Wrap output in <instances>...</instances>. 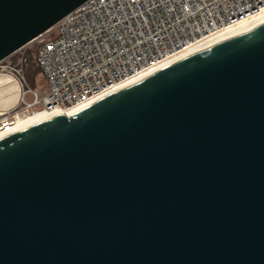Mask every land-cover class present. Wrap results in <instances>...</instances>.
<instances>
[{"label": "water", "instance_id": "water-1", "mask_svg": "<svg viewBox=\"0 0 264 264\" xmlns=\"http://www.w3.org/2000/svg\"><path fill=\"white\" fill-rule=\"evenodd\" d=\"M85 0H0V61ZM0 264H264V23L0 137Z\"/></svg>", "mask_w": 264, "mask_h": 264}, {"label": "built area", "instance_id": "built-area-1", "mask_svg": "<svg viewBox=\"0 0 264 264\" xmlns=\"http://www.w3.org/2000/svg\"><path fill=\"white\" fill-rule=\"evenodd\" d=\"M262 13L264 0H85L35 38L46 90L34 92L22 110L5 113L0 131H13L36 105L46 113L85 107ZM25 60L7 67L19 82L24 75L17 65Z\"/></svg>", "mask_w": 264, "mask_h": 264}, {"label": "bare ground", "instance_id": "bare-ground-1", "mask_svg": "<svg viewBox=\"0 0 264 264\" xmlns=\"http://www.w3.org/2000/svg\"><path fill=\"white\" fill-rule=\"evenodd\" d=\"M264 23V13L260 14L259 16H256L250 20H247L245 22H242L241 24H239L238 26L236 27H233L231 29H228L224 32H221L213 37H210L209 39H207L206 41L180 53L178 56H176L175 58H172L171 60H169L167 63H170V62H173L174 60H177L183 56H186L192 52H195L199 49H202L204 47H207V46H210V45H213L217 42H220L222 40H225L227 38H230L232 36H235L239 33H242L252 27H255L259 24H262ZM149 74V73H148ZM147 75V74H145ZM143 75V76H145ZM141 76V75H140ZM141 76V77H143ZM141 77H136L134 78L133 80L123 84V85H126L130 82H133ZM122 85V86H123ZM121 87V86H120ZM119 86L113 88L112 90H110L109 92H107L106 94L102 95L101 97H99L98 99L102 98L103 96L117 90L120 88ZM19 84H18V81L11 77L10 75H3V74H0V107H7L6 105H11L12 103H14L19 95ZM3 96H6L3 97ZM97 99V100H98ZM83 108V107H82ZM80 108L78 109H71V110H68V111H65L64 113L66 115H70L76 111H78ZM59 113V112H57ZM56 112H53V113H46L44 111H41V110H34L33 112H31L30 114L20 118L17 122H15V124L13 125L12 127V130H20V129H23L24 127L30 125V124H33L35 122H38L48 116H51V115H54V114H57ZM0 114H2V112H0ZM7 132H3V131H0V137L5 135Z\"/></svg>", "mask_w": 264, "mask_h": 264}, {"label": "rangeland", "instance_id": "rangeland-1", "mask_svg": "<svg viewBox=\"0 0 264 264\" xmlns=\"http://www.w3.org/2000/svg\"><path fill=\"white\" fill-rule=\"evenodd\" d=\"M38 38L35 40H32L30 43L26 44L25 46L21 47L18 51H16L15 53H13L12 55L4 58L2 61H0V74L3 75H10L7 72V67L8 65H14L18 62V59L21 56H24L25 58L28 59L29 64L25 65L23 64H18L17 66L19 68H21L23 70V66L27 69L25 75L27 77V74H31V69L33 66L36 65V59H35V54H36V46L38 43ZM30 71V72H29ZM24 75V74H23ZM32 77H33V84H31L30 82H28L24 76V81L19 82L18 80V84H19V95L16 99V101L14 103H12L11 105H6L7 107H0V112H2V114H0V118H2L4 116L5 113L9 112V113H13L17 110H22L23 106H25V102H31L33 100L34 97V92L38 93V94H42L45 90H46V80L44 75L42 74V72L40 71V69L38 68V72L33 74L32 73ZM29 89H31L32 91H29ZM6 98V96H3ZM41 108L40 105H36L33 107V110H39ZM30 114V110L28 111Z\"/></svg>", "mask_w": 264, "mask_h": 264}, {"label": "trees", "instance_id": "trees-1", "mask_svg": "<svg viewBox=\"0 0 264 264\" xmlns=\"http://www.w3.org/2000/svg\"><path fill=\"white\" fill-rule=\"evenodd\" d=\"M25 65H28L29 64V62H28V59L26 58V60H25V63H24ZM24 65V66H25ZM23 66V74H24V76H25V78H26V80L28 81V82H30L31 84H33V77H32V73L33 74H35V73H37L38 72V66L37 65H35V66H33L32 67V69H31V74H27V77H26V75H25V73H26V71H27V69L25 68ZM25 72V73H24ZM30 72V71H29Z\"/></svg>", "mask_w": 264, "mask_h": 264}]
</instances>
